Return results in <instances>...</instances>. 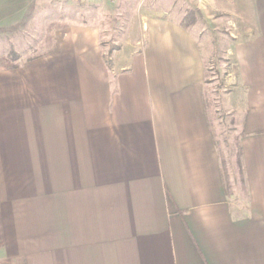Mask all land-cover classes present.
<instances>
[{"label": "crops", "instance_id": "1", "mask_svg": "<svg viewBox=\"0 0 264 264\" xmlns=\"http://www.w3.org/2000/svg\"><path fill=\"white\" fill-rule=\"evenodd\" d=\"M198 1L243 33L242 169L218 148L200 22L146 18L120 71L97 26H65L0 70V264H264V0Z\"/></svg>", "mask_w": 264, "mask_h": 264}, {"label": "rangeland", "instance_id": "2", "mask_svg": "<svg viewBox=\"0 0 264 264\" xmlns=\"http://www.w3.org/2000/svg\"><path fill=\"white\" fill-rule=\"evenodd\" d=\"M7 2L10 11H0V29H13L0 30V67L8 68L53 50L56 35L65 26L77 27L86 23L99 28L102 46L109 61L108 66L112 70L120 71L124 67L127 68L132 54L144 47L146 38L142 31L146 18L160 17L162 14L179 17L183 14L185 16L189 10L197 11L202 41L207 44L209 50L206 58L208 72L205 88L207 99L212 100L211 122L224 165L227 171L234 175L240 117L237 108L243 101L244 90L239 79H236V62L231 45L233 38L241 39L243 33L231 31V24L227 23L226 17L214 14L215 18H219L215 25L207 10L201 12L198 0ZM0 5L7 8L3 4Z\"/></svg>", "mask_w": 264, "mask_h": 264}, {"label": "trees", "instance_id": "3", "mask_svg": "<svg viewBox=\"0 0 264 264\" xmlns=\"http://www.w3.org/2000/svg\"><path fill=\"white\" fill-rule=\"evenodd\" d=\"M197 15H198L197 11L189 10L188 13L182 19L181 25L183 26V28L187 29L189 27L194 26L198 22ZM12 29L13 28H2L0 30L1 31H11ZM3 69H8V67H0V70H3ZM241 160H242V153H241V150L238 148V153L236 155V162H237L238 168L240 169H242Z\"/></svg>", "mask_w": 264, "mask_h": 264}]
</instances>
